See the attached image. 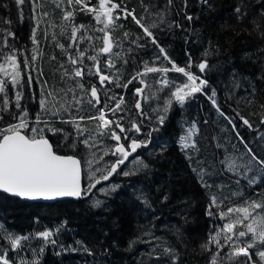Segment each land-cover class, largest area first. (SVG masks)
I'll list each match as a JSON object with an SVG mask.
<instances>
[{
  "label": "snow or ice",
  "instance_id": "6c2138e0",
  "mask_svg": "<svg viewBox=\"0 0 264 264\" xmlns=\"http://www.w3.org/2000/svg\"><path fill=\"white\" fill-rule=\"evenodd\" d=\"M17 7L19 15L23 17V6H30L28 19L34 22L32 35L30 37L33 48L31 56L15 47L16 34L10 30L12 21L0 17V121L4 114L12 116L16 122L0 128V192L15 197L27 199L56 200L58 198H89L94 194L93 190L111 197L113 194L123 192L130 205L138 209L139 218L146 223L138 224L135 234L126 241L124 252H136L134 264H182V254L177 245H183V232L176 225H169L162 221L160 211L155 205L170 203L167 193H161L159 200H154L149 195L148 186L139 179L133 183L129 180L125 184H111L98 187L102 182L110 181L114 176L133 177L143 175L149 178L152 172L150 163H145L144 156L138 150L149 149L153 143L152 132L146 135L142 133L145 119H151L144 105L152 100H160L157 92H164L168 99L163 102V112L167 113L173 101L183 105L188 99L197 93L206 96L217 114L235 132L237 143L229 141L231 151L224 144L217 142L216 148L222 151V158L213 157L211 161L202 159L200 148L194 137L199 135V127L192 123L190 127L183 130V135L178 137L177 144L183 153L191 172L196 176L202 188L211 189L209 183L213 178L227 175L230 184L236 191L229 190L226 196H209L206 215L215 217L222 222L219 227H214L207 236V240L200 245L203 252L209 253L207 264H264V132L260 128L264 126V103H260L258 96V85L260 81L264 85V46L257 48L254 52L245 53L244 60H252L257 64L259 72L255 80L251 76L243 75L235 69L228 73V80H219V86L224 90L225 104L228 105L233 115H227L218 104L217 88L210 83L212 75L222 76L224 73L220 66L212 65L207 57L211 54L207 49L202 54L195 67L199 75L191 72L193 66L191 53L187 54L188 64L185 67L177 66L168 55L165 47L161 46L158 35L167 31L172 33L179 29L188 33L184 37L185 43L189 42V36L195 42H200L199 33L194 30L189 32L184 27L181 17L187 22H192L194 17L187 13L188 0H182V7L174 0H140L142 14L137 15L135 8H129L124 0L114 3L112 0H98L95 8H89L91 0H12ZM208 5V0H201ZM7 5L0 4V8ZM59 10L61 19L66 23L56 25L54 16ZM94 13L96 22L103 25L99 29L102 36V47L98 51L94 49L81 50L80 41L91 42L92 37L86 36L84 25H75L76 11ZM252 14L261 19H252L249 23L261 40H264V0H255ZM236 19L243 22L249 16V8L242 2L234 9ZM177 18H173V17ZM140 30L139 35L123 32V39H114L113 33L117 28H123L117 21L128 19ZM48 23L51 28H58L60 37L68 36L71 43L65 48L63 43L57 40V34L52 33V40L56 41L55 47L61 53H68L67 60H58L55 55L50 60L55 62L56 68L51 72L52 77L59 80L49 84L45 78L42 67H38V57L43 58L39 48L40 41L37 39L38 30L43 31L45 39L49 32L41 26ZM7 25L8 27H5ZM70 33V36H69ZM250 34V33H249ZM136 48H145L149 44L153 46L155 58L153 63L167 61L168 67L149 66L148 61H143L141 71H137L126 82L122 78L116 61L128 64L129 60L122 52L132 54L134 49L123 48L124 41ZM143 41V43H140ZM210 43V42H209ZM213 51L218 52L216 45H210ZM114 49H120L115 51ZM76 54H71L72 52ZM20 56H23L24 72L20 70ZM103 58V59H102ZM86 61L91 62L90 64ZM103 70H109L111 74H104ZM171 71L180 73L186 78V83L177 85L167 79L166 75L158 80L147 82L145 78L149 74H167ZM35 73V75H34ZM26 76V81L24 77ZM89 81L97 79V83L85 85V79ZM138 81L140 87H135L132 93V103L125 100V95L113 91L115 89L128 90L129 85ZM25 83L31 92L32 102L39 105V111L35 115L33 123L36 126L29 128L30 117L27 107H21V100L25 99L23 91H16L13 100L8 98L9 85L13 89H23ZM39 88V99L37 92L32 91L33 84ZM159 87L153 91V84ZM264 91V88H259ZM242 93V95H241ZM235 105L233 107L232 105ZM12 105L19 110L17 113L11 111ZM156 113L155 119L159 125L165 123V115L160 114L159 107L152 108ZM243 113V114H242ZM109 116L112 118L110 119ZM47 117V118H45ZM59 121L61 125L69 126L71 131H65L63 127L56 128L54 125ZM247 128L255 131L256 136L252 140H245L237 130ZM43 127H39V125ZM255 125V127H254ZM127 126V127H126ZM24 130L31 132L26 135ZM45 132L53 135H62L71 149L77 151V155H59L54 150ZM123 137V141H122ZM214 140L216 138H213ZM114 142V143H113ZM127 144V147L125 146ZM238 145H242L241 151ZM161 152L165 151L159 146ZM83 149L84 156L79 157V150ZM156 153L149 151L148 156ZM131 157V159H130ZM107 158V159H106ZM82 160L88 183H82ZM241 181L249 191V195L241 192ZM219 191H223V184L216 185ZM255 189V191H251ZM233 199L242 201L240 204L232 203ZM107 200L96 199L92 201L91 208L106 210ZM186 203V202H185ZM179 215V213H177ZM150 217V219H149ZM160 221L158 224L157 222ZM187 222V221H185ZM67 222L55 230H46L37 233L35 237L30 235H13L3 224H0V240L8 243V248L0 247V264H13L9 259V250L19 251L24 242L33 238L42 239L45 245L56 244L52 239L55 232H59ZM160 232L161 234H157ZM107 235V234H106ZM175 241V243L173 242ZM77 244L83 246L81 241ZM114 247L119 248L118 241L112 242ZM143 245L138 252L139 246ZM214 246V251H213ZM30 247V246H29ZM35 255L36 250L30 249ZM42 246L39 251L42 253ZM62 250H65L62 248ZM77 251L75 248L68 249ZM84 251L92 253L86 247ZM107 252V250H105ZM18 264H39L38 259L26 260L20 258Z\"/></svg>",
  "mask_w": 264,
  "mask_h": 264
},
{
  "label": "trees",
  "instance_id": "16d2710c",
  "mask_svg": "<svg viewBox=\"0 0 264 264\" xmlns=\"http://www.w3.org/2000/svg\"><path fill=\"white\" fill-rule=\"evenodd\" d=\"M117 1L121 2V0ZM241 2L249 8V16L243 22H239L234 13L235 7ZM124 3L129 8H135L138 16L142 14L140 0H124ZM174 3L181 7L183 6L182 0H174ZM0 4L7 5L6 8H0V17L12 21L10 30L16 34L15 41L10 40V43L14 42L15 47L22 51L24 55H31L33 44L30 37L34 22L28 19L31 14L30 6H23V17L21 18L12 0H0ZM254 4L255 0H208V5H204L201 0H188L186 11L194 17V20L187 22L182 17L180 19L189 32L194 30L199 33L200 42H195L194 38L189 36V42L185 43L184 37L188 33L179 29H174L172 33L165 31L158 35L161 46L165 47L171 60L177 66L185 67L188 64L187 54L191 53L193 63L191 72L194 74L199 75L198 68L195 65L205 58L202 55L204 51L207 49L211 53L207 57L210 64L220 66L224 74L219 77L212 75L210 83L217 88V102L227 115H233V113L228 105L225 104L224 90L219 86V80L222 79L227 82L228 73L233 69L243 75L251 76L253 80H255L259 72L258 63L260 61L257 64L252 63V60L257 59L256 56H253L252 60L245 61L243 59L245 53L254 52L257 48L264 46V40L259 38L258 33L253 30L252 25L249 23L252 19H261L258 15L252 14L251 10ZM97 5L98 0H91L88 7L95 8ZM173 18L177 17L174 16ZM117 23L122 24L123 28H117L113 33L116 39H123V32L125 31L133 35L140 34V30L130 18L127 21L121 19ZM75 25H89L97 28L99 36L93 46L96 51L102 47L103 33L99 29L103 25L94 24L88 15L86 18H80L79 21H76ZM5 27L8 26L5 25ZM82 42L80 41V43ZM140 43H143V41H140ZM210 45H216L218 52L213 51ZM128 47L134 49L133 53L122 52V55L129 60V63L123 64L122 61L118 60L119 72L125 82L137 71L142 70L143 61H148L149 66L171 68V64L167 61L153 63L155 51L150 44L145 48H136L135 45H130L125 40L123 48L127 49ZM71 54L75 55L76 53L73 51ZM52 55L51 51H49L46 54V61L48 62L47 66L50 67L49 71L54 72V62L50 60ZM262 58H264V54H262ZM19 59L21 66H24L23 56H20ZM86 63L90 64L91 62L86 61ZM36 64L40 67V59L36 61ZM45 65L46 63H42L41 67ZM103 71L104 73L111 74L109 70ZM160 74L166 75L167 79L174 83L178 80L186 79L182 74L175 71ZM152 77L153 74H149L145 78L146 83ZM49 79L50 83H53L59 77L56 76L54 78L49 76ZM84 83L88 86L90 83H94V79L89 81L86 78ZM256 83L258 85L260 103H264V91H259V88H264V85L260 81H256ZM140 86L139 82L135 81L133 85H129L128 90L113 88V91L125 95V100L131 104L133 102L131 99L132 93L135 87ZM21 90L25 97V99L21 100V107H27L29 117L31 118L29 123H31L39 111V105L32 102L31 92L28 87L25 85L23 89L18 87L12 89L11 93L8 94V98L10 101L13 100L15 92ZM32 91L37 92V99H39V91L33 89ZM208 103L210 102L206 96L201 93L195 94L183 105L173 101L168 115L165 116V123L163 125H159L158 122L155 124V129L157 130L152 135V147L149 146V149L138 150L139 154L144 156L145 163H150L152 168V172L149 174L147 180L144 179L143 175L133 177L117 176L110 179L119 184H125L129 180L135 183L139 179L143 184L148 186L149 195L156 201L159 200L161 193L169 195L170 203L160 205L157 202L155 206L159 208L160 211L157 215L161 216L164 223L180 227L184 234L183 245H177L183 257L182 264H207L210 254L203 252L200 245L207 240L208 233L214 228L216 223L215 217L206 215L209 196L213 194L226 196L229 190L235 191L236 189L230 184V178H227V175L210 180L209 183L213 185L211 189L202 188L196 176L189 169L184 155L179 150L177 144L178 137L184 134L183 130L190 127L192 123H196L199 127V135L198 137H194V139H196L201 150L200 156L202 159L209 161L213 159L215 156L213 145L217 142L224 144L225 147L229 148V151L232 150L229 141L237 143L235 132H233L231 125L223 120L217 114L214 107H210ZM232 106L235 107L234 104ZM11 111L17 113L19 110L15 109V106L12 105ZM14 122L16 121L12 119L11 115L4 114V119L0 121V128ZM54 127H63L65 131H71L69 126L61 125L59 121L56 122ZM237 130L246 141L252 140L256 136L255 131H250L246 127L241 129L239 123H237ZM24 131L26 135H31L30 131ZM260 131L264 132V126L260 128ZM45 135L55 137L52 143L57 153L77 155L76 150H72L67 146L68 143L62 138L63 136L53 135L51 132H45ZM213 138L216 139L214 140ZM159 146H163L165 151L161 152ZM238 147H240L241 151L243 150L242 145H238ZM217 150L219 152L218 158H222V151ZM149 151H153L156 154L148 156L147 153ZM79 156H81V152H79ZM219 184L225 186L223 188L224 192L217 189L216 185ZM251 191H255V189ZM249 194L250 192L247 195ZM100 197L99 199L101 200H107L105 205L106 210L91 208V201L94 200H89V198H80L78 200L65 199L44 203L24 201L0 192V224H3L13 235L24 236L35 231L51 229L57 225L64 224L66 221L64 229L73 235V238L69 237L68 240L81 241L83 246L90 250L92 254L89 255L88 251H84V247L78 245L82 248V252L91 259L101 264H134L133 258L136 252H124L122 249L126 247V241L135 234L137 225L146 223V221L139 218L138 209L130 205L123 192L113 194L111 197H105L104 194H101ZM232 203L240 204L237 199H233ZM157 223L159 224L160 221ZM157 234L161 233L158 232ZM114 240L118 241L119 248L113 246L112 242ZM173 242L175 243V241ZM0 247L7 249L9 246L6 241L0 240ZM141 248H144V246H139L136 251L138 252ZM8 256L9 259L13 260V264H18L10 250ZM38 260L39 264H63L57 258V254L50 249L40 256Z\"/></svg>",
  "mask_w": 264,
  "mask_h": 264
},
{
  "label": "rangeland",
  "instance_id": "374dc122",
  "mask_svg": "<svg viewBox=\"0 0 264 264\" xmlns=\"http://www.w3.org/2000/svg\"><path fill=\"white\" fill-rule=\"evenodd\" d=\"M112 2L119 3L117 0H112ZM87 15L90 16V19H92V22L94 24H96V25H102L99 22H96L95 21L94 13H91V12L90 13H87V12H80V11H76L75 19H74L73 23L75 24V22L76 21H79L80 18H86ZM54 22H55L56 25H62L64 23H66L65 21H63L61 19V14H60L59 10H57L56 13H55ZM41 28L48 30L49 36H48V39H45L44 38V35H43V31L38 30V32H37V39L40 41L39 48H40V50L43 53V58L40 59L38 57V59H40V67H41V64L42 63H46V65L44 67H42V68H43L44 73H45V78L48 79L49 84L51 85V84H53L55 82L50 83L49 76H51V74H50L51 71H49L50 67L47 66L48 65V62L46 61V54L49 51H51V53L53 55H55L57 57V59L58 60H61L62 62L65 61V60H67V56H68L67 53L62 54L61 53V50L58 47H55L56 41H53L52 40V38H51L52 33L55 32L57 34V40H58V42L59 43H63L65 45V48L68 47V44L71 43V41L68 38V36L60 37V35H59V29L58 28H51V27H49V24L48 23L42 24ZM85 28L87 29V31L84 32V34L86 36H91L92 37V40H91V42L83 41L82 43H80V48H81V50L88 49L89 52H92L93 44L95 43V41L97 42V38L99 36V32H98V29L97 28L92 27V26H89V25H86ZM69 36H70V33H69ZM114 39H116V38L114 37ZM114 50L115 51H118V49H114ZM27 56L30 57L31 55H27ZM53 64H54V67L56 68L55 62ZM116 68L119 69V67H118V61H116ZM20 70H21L22 73L25 71L24 70V66H21V64H20ZM53 71H55V70H53ZM161 76H164V75H162V74H156V75H154L153 74V77L148 82L154 81V79L158 80ZM0 78H2V73H1V77ZM24 80L26 81V76L24 77ZM58 80H56V82ZM186 82H187L186 79H182V80H178L175 84L180 85V84H183V83H186ZM25 85H26V83H25ZM157 87H159V85L154 83L153 84V91H155V89ZM12 89H13L12 86L9 85L8 94L11 93V90ZM32 89L39 91V88H38V86L35 83L33 84ZM167 92H168V89H165L164 92H157L156 95L158 97H160L161 99L160 100H152V101H150L149 103L151 104V107H148V105L145 104L144 107H145L146 111H149V108L151 110L152 108L159 107L161 109L160 114L167 116L168 113H169L170 108L167 111V113H164L163 112V102L169 98L168 95H166ZM208 105L210 107H213L211 105V103H208ZM29 124H32V125H29L31 127L36 126L33 122H31ZM39 127H42V126L39 125ZM213 148L215 150V157L218 158L219 152H218V150L216 148V144L213 145ZM227 178H229V177L227 176ZM84 182L87 185L88 180L85 177H84ZM109 183H111V184H117V182L110 180V181L102 182V184L101 185H98V187L106 186ZM244 183H245L244 181H241V189L240 190H241L242 194H244L246 196L248 194V192H250V191L246 187H244ZM224 191L225 190L223 189V191H221V192H224ZM235 191H236V189H235ZM93 193L94 194L91 195V199H89V200H96V199L101 198L100 195L102 193L97 192L95 189L93 190ZM237 200L240 203H242L241 200H239V199H237ZM220 224H222V222L216 220V223H215L214 227H219ZM60 226L61 225H57V226H55V227H53L51 229H43V230H40V231H35L34 233H31V235L33 237H35L37 233H40V232H43V231H46V230H55L57 228H60ZM27 235H30V234H27ZM69 237L70 238H73L72 233L69 232V231H67V230H65L64 227H63V228H61V230L59 232H55L54 231V235H53L52 239H55L56 240V244L55 245H52L51 243H48V244L45 245V242L42 239L33 238L30 241L24 242V246L19 251V255H17L15 251H11V250L10 251L12 252L13 258H15L17 262L20 260L21 257H23L26 260L38 259L40 256L44 255L45 252L48 249H50V250L54 251L57 254V258L59 260H61L63 262V264H101V263L96 262L94 259H91L86 254H84L82 252V248L76 243L75 240H73V239L68 240ZM42 246L45 248V250L41 253L39 251V249ZM62 248L65 249V250H62ZM71 248H75V249H77V251L68 250V249H71ZM30 249H35L36 250L35 255L33 254V252Z\"/></svg>",
  "mask_w": 264,
  "mask_h": 264
},
{
  "label": "flooded vegetation",
  "instance_id": "af4514ba",
  "mask_svg": "<svg viewBox=\"0 0 264 264\" xmlns=\"http://www.w3.org/2000/svg\"><path fill=\"white\" fill-rule=\"evenodd\" d=\"M94 83H97V87H99V84H98V82H97V79H95L94 78ZM148 113H149V117L151 118V119H145V121H144V127L142 128V133H144L145 135L149 132V131H152L153 129H155V124L157 123V121H156V119H155V116H156V113H154V112H152V110H150V108H149V111H147ZM29 125H32V124H29ZM41 126L43 127V125L41 124ZM127 127V126H126ZM29 128H31V126H29ZM154 132V131H153ZM153 132H152V135H153ZM26 134V133H25ZM45 134V133H44ZM62 136V135H61ZM48 137V136H47ZM49 139H50V141H54V139H55V137H53L52 135H50L49 137H48ZM63 138V137H62ZM64 139V138H63ZM56 141V140H55ZM122 141H123V137H122ZM67 143H69L68 141H67ZM114 143V142H113ZM126 147H127V144L125 145ZM150 147H152V144L150 145ZM73 150V149H72ZM79 152H81V156H79V157H83L84 156V151H83V149L81 148L80 150H79ZM139 152V151H138ZM131 158V157H130ZM82 163H83V160H82ZM84 173H86V168H84V165H83V183H85L84 182V177L85 178H87V175L86 174H84ZM114 177H116V176H114ZM113 178V177H112ZM111 179V178H110ZM85 186H86V184H85Z\"/></svg>",
  "mask_w": 264,
  "mask_h": 264
},
{
  "label": "water",
  "instance_id": "95a60500",
  "mask_svg": "<svg viewBox=\"0 0 264 264\" xmlns=\"http://www.w3.org/2000/svg\"><path fill=\"white\" fill-rule=\"evenodd\" d=\"M69 155H72V154H69ZM82 178H83V172H82ZM21 198V197H20ZM23 200H26V201H44V202H56V201H59V200H65V199H77V198H72V197H65V198H58L56 200H45V199H36V200H32V199H27V198H22Z\"/></svg>",
  "mask_w": 264,
  "mask_h": 264
},
{
  "label": "bare ground",
  "instance_id": "6f19581e",
  "mask_svg": "<svg viewBox=\"0 0 264 264\" xmlns=\"http://www.w3.org/2000/svg\"><path fill=\"white\" fill-rule=\"evenodd\" d=\"M104 74H106L107 75V73H104ZM110 117V116H109ZM111 118V117H110ZM48 138V137H47ZM49 139V138H48ZM49 141H50V139H49ZM50 143H52V141H50ZM53 144V143H52ZM57 154H59V155H69V154H60V153H57ZM82 169H83V166H82ZM117 177V176H116ZM82 183H83V178H82ZM84 184V183H83ZM3 193V192H2ZM6 194V193H5ZM7 195H10V194H7ZM10 196H12V195H10ZM13 197H15V196H13ZM17 198H19V199H21V200H23L22 198H20V197H17ZM80 199V198H79ZM72 200H78V199H72ZM24 201H26V200H24ZM32 202H44V201H32ZM92 202V201H91ZM44 203H51V202H44Z\"/></svg>",
  "mask_w": 264,
  "mask_h": 264
}]
</instances>
